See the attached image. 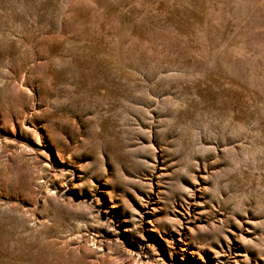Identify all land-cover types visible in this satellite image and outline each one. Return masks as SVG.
I'll return each instance as SVG.
<instances>
[{"label":"rangeland","instance_id":"rangeland-1","mask_svg":"<svg viewBox=\"0 0 264 264\" xmlns=\"http://www.w3.org/2000/svg\"><path fill=\"white\" fill-rule=\"evenodd\" d=\"M0 264H264V0H0Z\"/></svg>","mask_w":264,"mask_h":264}]
</instances>
